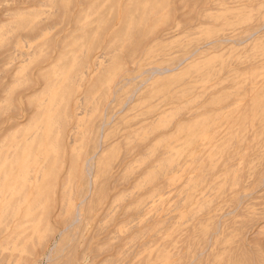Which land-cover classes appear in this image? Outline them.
<instances>
[{"label": "rangeland", "instance_id": "obj_1", "mask_svg": "<svg viewBox=\"0 0 264 264\" xmlns=\"http://www.w3.org/2000/svg\"><path fill=\"white\" fill-rule=\"evenodd\" d=\"M3 1L0 15L6 7L15 10L13 3ZM44 1L48 4L31 7L23 3L28 9L25 7L26 12L20 10V16L13 18L16 21H13L16 24L15 32H24L28 28L32 31L35 25L42 26V18H53L51 23H55L59 12L55 18L52 14L58 11L56 8L54 11V7L59 2L66 9L60 10V23L53 24V27L46 21L50 29L45 22L47 26L44 24L45 28L39 31V36L37 34L31 40L25 37L27 41H23V36L16 37L13 42L15 50L13 46L10 50V53L14 51L13 56H8L6 49L7 56H4L2 46L6 36L0 35V53H3L0 56V89L10 83L0 93V109L3 108L0 114L4 117L7 115L5 111L13 106L18 105L24 110V106L29 104L31 108L21 111L18 121L23 124L28 113L34 115L33 122L28 126L20 125L24 128L11 129L10 133L4 128L9 122L0 125V182L7 184L10 180L4 177V173H11L9 178L15 177L21 164V161H14V157L6 162V153L14 149L11 145L27 136L36 125H42L38 141L33 143L34 153L49 156L50 160L41 179L28 188V199L37 196L39 187L51 190L50 184L55 181V172L66 154L62 170H58L59 175L56 176L59 185L56 189L61 190L60 178H64L66 165L73 159L76 163L74 166L79 167L77 170L72 165L67 177L68 182L77 179L73 180V188L78 190L76 201H79V194L86 193V180L80 177L81 153L83 151V156L84 153L90 154L95 148L100 152V146L96 147L98 138L105 145V150L98 152L94 166L93 178H96L97 189L90 200L95 205L91 203L94 205L92 210L83 213L89 215L91 221L88 219L85 230L82 227L69 228L61 237L56 235L58 242L54 256L61 257L51 264H73V259L80 255L83 248L85 250L86 243H89L86 245L88 248L82 250L83 256L78 261L83 262L80 264H96L100 261L99 264H229V257L235 253L236 246L242 245L239 243L244 246L259 245L260 240L264 239V0ZM72 1L76 5L71 4V8L69 3ZM6 2L10 4L5 5ZM58 6L57 9L60 8ZM50 10L54 12L50 13ZM125 10L127 13H124ZM65 12L71 14L70 17ZM67 17L69 21L64 20ZM0 20V24L6 25L0 26L1 31L11 27V22H5L7 18L5 20L0 16ZM135 31L138 32L137 38ZM252 32L255 34L249 35ZM130 36L134 37L132 43L130 39L133 38ZM137 41H141V47L135 44H138ZM137 46L140 50H137ZM130 49L132 55H129ZM30 50L31 55L27 53ZM17 51L26 54L18 56ZM26 55V60L18 61ZM35 63L37 65L32 68ZM39 67L42 68L38 70ZM156 67L177 68L173 74L167 73L143 83ZM26 75L29 76L28 80ZM29 80L30 85L31 81L37 82L36 85L32 83L27 86L25 83ZM16 87H29L23 90L26 97H19L17 91L23 88H17L16 91ZM33 91H36L35 94ZM13 93L17 95L14 97ZM235 139L239 141L236 143ZM201 151H205L204 154ZM125 152L128 153L123 158ZM196 152L200 162L194 156ZM199 152L200 156L203 154L201 158ZM221 153L226 156H221ZM193 156L198 162L192 159ZM204 157L205 160L209 159L208 163ZM191 161L193 164H190ZM202 161L206 165L201 164ZM25 164L30 165L31 161L25 163L22 159V165ZM107 166H111L110 169ZM187 167L191 170L188 171ZM241 167L242 172L239 173ZM105 168L110 173L107 170L105 172ZM141 168L146 171H141ZM183 169L188 172L182 173ZM105 173L106 176L112 174L111 178L107 177V180ZM241 173L243 176L238 177L242 181L236 176ZM136 175L137 179H134ZM112 180L115 182L111 188ZM103 187L109 193H100ZM201 187L203 190H200ZM181 189H184L182 193ZM241 190L242 193L238 195L237 192ZM183 192L184 198L181 196ZM104 194L108 195L105 199L102 198ZM112 194L116 196L113 198ZM236 195L238 197L234 203ZM109 200L111 203H108ZM53 211L51 221L53 226L56 225L55 228H59L57 221L60 219L55 217L57 207ZM106 212L108 215H105ZM153 217L158 222L155 219L156 223H152ZM144 224L153 225L145 229ZM94 226L101 227L98 233ZM29 230L37 231L32 227ZM207 232L210 233L208 237ZM52 241H49V246ZM35 245L38 247L37 244L31 245L33 249L37 248ZM25 247V242L13 244L5 239V244L4 240L0 243V256L2 252L9 251V256L4 252L6 264L12 260L10 264H23L26 252L31 255L26 250L28 247ZM114 250L117 251L115 255ZM13 253L16 255L13 256L15 260ZM109 254L110 258L113 255L112 260ZM182 254L184 257L180 258ZM47 261L46 257L40 255L36 263L47 264Z\"/></svg>", "mask_w": 264, "mask_h": 264}, {"label": "bare ground", "instance_id": "obj_2", "mask_svg": "<svg viewBox=\"0 0 264 264\" xmlns=\"http://www.w3.org/2000/svg\"><path fill=\"white\" fill-rule=\"evenodd\" d=\"M7 1H10V3H13L14 4V9L15 10H13L12 11V9L10 10V8H8V7H6V8H4V10L3 11H5L2 15H0L1 17L3 16V18H5V20H6V18H7V21H5V22H7V24L8 23H10L11 22V27H8V28H3V31H1L0 30V35H5L6 37H5V43H4V45L2 46V50L4 51L3 53H4V56H7V55H5V52L7 51V54H8V56H13V52H11L10 53V50L11 49H13L12 48V46L14 47V44H13V42L15 41V38L16 37H18V36H23V38H24V40L23 41H27V40H31L32 38H34V37H37V34L39 33V31L40 30H42V29H44L45 28V26H47V24L50 22L51 23V20L53 19V18H50L51 20H48V16H46V17H48L47 18V20H43V18H42V22H41V24H43L42 26H40V25H37V26H39V27H37L36 25L34 26V27H36V28H34L32 31L28 28V29H26V30H29V32H27L26 30V33H24L23 31H21V33L23 32L24 34H21L20 33V31H18V32H15L16 30H15V25L16 24H14L13 23V21H15L13 18L14 17H18V16H20L19 15V12H20V10H23L24 12H26L24 9H25V7H27V6H25L24 4L25 3H28V4H30L31 5V7L32 6H36V5H41V4H48L47 3V1H44V0H7ZM52 1H54V0H52ZM74 2H75V0H73ZM71 2V3H69L70 5V7L72 8V5L73 6H75L76 4H72V3H74V2ZM80 1V0H79ZM83 1H87V0H83ZM4 2L5 1H0V5H4ZM56 3H58V0H56L55 1ZM116 2V1H115ZM169 2V1H168ZM9 2H6L5 3V5H8V4H10ZM24 3V4H23ZM49 3H50V1H49ZM84 3V2H83ZM122 3H123V1H122ZM127 3V2H126ZM58 4H61V6H60V8H58L57 9V6H58ZM58 4H56L55 5V7H54V11H55V8H56V11L57 12H55L54 14H52L53 16H54V18L56 17L55 16V14L56 13H58V17H56V19H55V23H57V22H59L60 23V21H58V19H60V18H62L61 16V11L60 10H64L65 8H62L63 6H62V3H58ZM72 4V5H71ZM29 5V6H30ZM53 5V4H52ZM58 6V7H59ZM0 9H1V7H0ZM3 9V8H2ZM27 9H28V7H27ZM43 10H44V8H43ZM46 10V9H45ZM48 10V9H47ZM66 10V9H65ZM32 11V10H31ZM35 11V10H34ZM39 11V10H38ZM53 10H50V13L52 12ZM53 11V12H54ZM127 13V11L125 10L124 11V13ZM156 12V11H155ZM66 14H68L67 12H65ZM123 14V13H122ZM154 14V13H153ZM61 15V16H60ZM71 15V14H70ZM70 15L68 14V15H66V16H69L70 17ZM124 15V14H123ZM151 16H152V14H150ZM66 16H64V18L66 17ZM42 17V16H41ZM41 17H40V20H41ZM44 17V16H43ZM69 17H67L66 19H64V20H67L68 19V21H69ZM151 17H149V19H150ZM45 19V18H44ZM147 19V18H146ZM61 20V19H60ZM144 20V19H143ZM3 21V20H2ZM44 21V22H43ZM48 23H47V22ZM0 22H1V20H0ZM16 22V21H15ZM35 22V21H34ZM47 24H46V23ZM53 22H54V20H53ZM132 22V21H131ZM148 22V21H147ZM13 23V24H12ZM24 23V22H23ZM36 23V22H35ZM38 23H39V20H38ZM55 23H51V25L53 26V24H55ZM25 24V23H24ZM34 24V23H33ZM44 24H45V26H44ZM159 24V23H158ZM3 25H5V23H2V24H0V26L2 27ZM27 25V24H26ZM25 25V26H26ZM50 24H48V26L47 27H49V29H50V26H49ZM136 25V24H135ZM52 26H51V28H52ZM106 26L108 27L109 26V23H108V25L106 24ZM5 27H6V25H5ZM54 27V26H53ZM22 28H24V27H22ZM134 28V27H133ZM141 28V27H140ZM132 31H134V30H132ZM137 31V30H136ZM135 31V35H136V33H138V32H136ZM153 31H154V29H153ZM125 33V32H124ZM131 34H133V33H131ZM140 34V33H139ZM150 34V33H149ZM148 34V35H149ZM255 33H250L249 35H251V36H253ZM134 35V36H135ZM141 35V34H140ZM38 36H39V34H38ZM25 37H27V40H25ZM131 37V36H130ZM137 37H139L138 35H136V38ZM29 38V39H28ZM131 38H133V39H130V41L131 40H133L134 41V37H131ZM123 39V38H122ZM125 39H127V38H125ZM129 40V39H128ZM109 41V40H108ZM123 41V40H122ZM138 42V41H137ZM141 42V41H140ZM140 42H138V44L135 42V44L136 45H139V47H141L140 45H141V43ZM113 43H115V42H113ZM130 43H132V41L130 42ZM140 43V44H139ZM13 44V45H12ZM27 44V43H26ZM133 45V44H132ZM26 46V45H25ZM134 46V45H133ZM133 46L131 47L132 49H134L133 48ZM34 47H36V46H34ZM34 47H32V49L33 50H36V48L34 49ZM134 47H136V46H134ZM138 46H137V50H140V49H138L139 48ZM103 48V47H102ZM112 48H114V47H112ZM1 49V48H0ZM4 49H6V51L4 50ZM17 50H18V48H16ZM38 49V48H37ZM45 49V48H44ZM1 50V51H2ZM14 50H15V47H14ZM39 50V49H38ZM83 50H85V49H83ZM82 50V51H83ZM131 50V49H130ZM129 50V52H130V54H129V52H127L129 55H132L131 54V52H132V50L130 51ZM134 50H136V49H134ZM133 50V51H134ZM0 51V52H1ZM20 51V50H19ZM19 51H17L16 53H18V56H23V55H25L26 53L23 51V52H20L19 53ZM47 51V50H46ZM45 51V52H46ZM50 51H51V49H50ZM49 50H48V52H50ZM112 51V50H111ZM30 52V55H31V52H32V50H30V51H28L27 53H29ZM36 52V51H35ZM52 52V51H51ZM51 52H50V54H51ZM85 52V51H84ZM83 52V53H84ZM102 52H105V51H103L102 50ZM3 53L0 55V56H3ZM82 53V55H84ZM136 53V52H135ZM16 55V54H15ZM43 56H45L44 55V53H43ZM79 56V55H78ZM15 57V56H14ZM13 57V58H14ZM47 57V56H46ZM49 57V56H48ZM83 57V56H82ZM6 58H8V57H6ZM25 58H27V55H26V57H24L23 59H20V60H18L19 62H23L24 60H26ZM84 58V57H83ZM83 58L82 59H80V62H81V60H83ZM87 58V57H86ZM188 57H186V58H184V61L187 59ZM15 59V58H14ZM45 59V58H44ZM39 60V59H38ZM41 60H42V55H41ZM41 60H39V61H41ZM38 61V62H39ZM45 61H46V59H45ZM85 61H87V59L85 60ZM122 61V60H121ZM120 61V62H121ZM38 62H36L37 64H39ZM42 62V61H41ZM183 61H180V63H182ZM33 64L32 65V68H33V66H35V65H37V64ZM43 63H44V61H43ZM84 63V62H83ZM87 63V62H86ZM86 63H84V64H86ZM122 64H123V62H121ZM82 64V63H81ZM18 66V65H17ZM84 66V65H83ZM61 67V66H60ZM103 67V66H102ZM31 68V67H30ZM29 68V70H31ZM42 67H39L38 68V70H40ZM175 68H177V67H175ZM175 68H167V67H165V68H160V67H156V68H154L155 69V71H152L150 74L151 75H148V77H146V79H144V81H143V83L144 82H146V81H148V80H150V79H152V78H156L157 76H161V75H164V74H167V73H170V74H173L174 72H175ZM80 69V68H79ZM153 69V70H154ZM27 70V69H26ZM29 70H27L26 71V73H27V75H29ZM174 70V71H173ZM79 71V70H78ZM81 71V70H80ZM106 72V71H105ZM25 73V72H24ZM25 73V74H26ZM31 74H32V72H30ZM41 73V72H40ZM73 73V72H72ZM34 74H36V73H34ZM38 74V73H37ZM73 74H75V73H73ZM72 74V75H73ZM26 75V76H27ZM71 76V75H70ZM28 77L29 76H27L26 78H27V80H28ZM72 77H74V75L72 76ZM23 78V77H22ZM24 79H25V77H24ZM30 80H33V79H31V78H29ZM14 80H16V79H13V81ZM30 80L29 81H27V83H25L27 86H29L30 85ZM35 81V80H34ZM1 82H2V80H1V76H0V84H1ZM11 83H12V81H11ZM23 83V82H22ZM32 83H33V85H36V83L37 82H33V81H31V85H32ZM50 83V82H49ZM10 84V83H9ZM9 84H6L5 86L6 87H8L7 85H9ZM24 84V85H25ZM30 85V86H31ZM5 86H3L4 88H5ZM23 86V85H22ZM2 87V88H3ZM0 88H1V86H0ZM4 88L3 89H0V90H2V91H0V93L1 92H3V90H4ZM17 88L18 87H16L15 88V90L17 91ZM22 90H20V91H17L18 93V96L19 97H21V98H24V97H26V94H23V90H25V89H28L29 87H27V88H25V87H20ZM20 88H18V90L20 89ZM139 88V87H138ZM138 88H135L137 91H138ZM14 89V88H13ZM5 90H7V88L5 89ZM13 91V92H15L16 93V91ZM37 90H39V89H37ZM36 90V91H37ZM75 90V89H74ZM36 91H33L32 93H34V92H36ZM41 91V90H40ZM37 92H39V91H37ZM74 92V91H73ZM134 93H135V91H134ZM16 94V95H17ZM35 94V93H34ZM1 95V94H0ZM13 96H14V93L12 94ZM15 95V96H16ZM31 95V94H30ZM29 95V96H30ZM4 96V95H3ZM8 96V95H7ZM13 96H11V97H13ZM14 96V97H15ZM66 97V96H65ZM2 98V97H1ZM17 98V97H16ZM16 98H14V99H16ZM12 99V98H11ZM45 99H46V97H45ZM24 100V99H23ZM26 100V99H25ZM13 101V99L11 100V102ZM17 101V100H16ZM14 102H15V100H14ZM18 102V101H17ZM17 102H16V105H17ZM27 103H30V102H27ZM41 103L42 102H40V105H41ZM10 104V103H9ZM8 104V105H9ZM12 105H13V103H11ZM38 104V103H37ZM8 105H7V107H8ZM12 105H11V107H12ZM39 105V106H40ZM262 105V104H261ZM43 106V105H42ZM2 107H4V104L2 105ZM18 107V105L17 106H13L10 110L7 108L6 110H9V111H5L6 112V116H2L1 114H0V118H1V116L3 117L1 120H0V125H2L3 123H5L6 121V123H8L9 122V125L7 126V127H4L5 128V130H8L7 132L8 133H10L12 130L11 129H14V128H17L18 130L20 129V128H24L25 126H28L30 123H31V121H32V118H33V116L34 115H30V113H28L29 115H27L26 116V118H25V122L22 124V123H20L19 121H18V118L21 116V111H25V110H28L29 108H31L30 107V105L29 104H27V107H26V105L24 106V110H22L21 108H17ZM26 107V108H25ZM1 108V107H0ZM6 108V107H5ZM68 108V107H67ZM249 108V107H248ZM252 108V107H251ZM69 109V108H68ZM0 110H3V108L2 109H0ZM61 111H62V109H60ZM248 110H250V108L248 109ZM252 110V109H251ZM32 111H34V110H32ZM36 111H38V110H36ZM36 111H35V113H36ZM41 111V110H40ZM67 112V111H66ZM248 112V114H249V111H247ZM1 113H2V111H1ZM68 113H70V112H68ZM68 113H66V114H68ZM160 113V112H159ZM241 113V112H240ZM243 114V113H242ZM3 115H5V114H3ZM70 115V114H69ZM68 116V115H67ZM242 117V115H239V117ZM238 117V118H239ZM62 118H63V116H62ZM249 118V115L247 116V122H248V119ZM67 120V119H66ZM237 120H240V119H237ZM60 123L59 124H61V121L60 120H58ZM33 122V121H32ZM174 122V121H173ZM173 122H171V124L173 123ZM176 122V121H175ZM177 122H179V120L177 119ZM246 122V121H245ZM63 123V122H62ZM65 123V122H64ZM180 123V122H179ZM244 123V122H243ZM65 124H68V123H65ZM171 124L169 125V126H171ZM185 124V123H184ZM187 124V123H186ZM20 125H23L22 127H20ZM176 125V124H175ZM42 126V125H41ZM41 126H39V125H36L33 129H32V131L27 135V136H25V137H23V138H19V140L18 141H16L15 143H13L11 146H13L14 147V149L13 150H9L7 153H6V156H5V160H6V162L7 161H9V159L11 160L12 159V157H14V161H16V162H20L21 161V164H19V166H18V168H17V175L14 177H8L9 175H11L12 176V174L11 173H8L7 174V172H5L4 173V177H6V178H8L10 181L9 182H7V184H5V185H3L1 182H0V243L1 242H3V240H4V244H5V239H6V241L9 243V242H11V243H15V244H21V243H24L25 242V245H26V247H28V249L26 248V250H28V251H30V254L31 255H28L27 254V252H26V256L24 255L23 256V258H24V263L21 261L20 263H23V264H39V263H36L37 262V259L40 257V255H43L44 257H46L47 258V264H51V262H53L54 260H57V258L58 257H61V255L60 256H58V255H55L54 256V253H56V250H57V239H56V235L58 236L59 235V237H61L62 235H63V233H64V231L65 230H67V229H69V228H79V227H82V229L83 230H85L84 229V227H87L86 225H87V222H88V219L91 221V219L86 215V214H83L84 212H85V210H86V212L88 213V212H90L91 210H92V207H94V203L95 202H92L91 200H90V198H92L93 196V192H94V190H96L97 189V186H95V179L93 178V175H94V171H95V162H96V159H97V154H99V153H101L103 150H105L103 147L105 146L104 144H103V140H101V138L99 139L98 138V141H96V147L98 148L99 146H100V152L99 151H97L96 150V148H95V150L92 152V153H90V154H86V153H84V156H83V151H82V153H81V156H82V159H81V164H80V171H81V175H80V177L81 178H84L85 180H86V193L85 194H79V196H80V199H79V201H76V197H77V193H78V190H75L74 188H75V186H74V184H73V180L75 181V180H77L76 178L75 179H73V177H72V181L70 180L71 178H69V182H68V171L70 170V168L72 167L73 168V166L76 164L74 161H72V160H68L69 162V164L67 163V165H68V167H67V165H66V170H65V172H64V178L62 177V178H60V179H62V180H60V183H61V185H60V187H61V190L59 189H56L57 188V175H59V171L60 170H62V167H63V163H64V159H66L65 157H66V154H64L65 155V157H64V159L63 160H61L60 161V165L57 163V165H59L58 167L59 168H57V170H56V172H55V177L53 178V179H55V181L52 183V184H50V187H51V190L49 191V190H46V189H44V188H40L39 187V190H37L36 192H37V196L35 197V198H33V199H28V195H30V191L28 190V188L30 187V186H32L33 184H35L37 181H39L40 179H41V176H42V174L44 173V168L46 167V165L48 164V162H49V160H50V158H49V156H46V155H44V156H40L41 154H37V153H34L35 152V149H34V147L35 146H33V143L36 141H38V135H39V131H40V127ZM182 126H184V125H182ZM3 127V126H2ZM62 127V126H61ZM16 129V130H17ZM165 129V128H164ZM9 130H10V132H9ZM55 130V129H54ZM61 131H62V129H60ZM5 132V131H4ZM167 132V131H166ZM166 132H164V133H166ZM239 133V132H238ZM1 134V133H0ZM22 134V133H21ZM65 134V133H64ZM160 133H158V135H159ZM162 134H163V132L161 133V136H162ZM4 136L6 135V134H3ZM10 135V134H9ZM16 136H17V134H15ZM52 135V134H51ZM60 135H61V133H60ZM157 135V136H158ZM19 136V135H18ZM239 136V135H238ZM54 137V136H53ZM215 137V136H214ZM4 138V137H3ZM64 138V137H63ZM241 138V137H240ZM240 138H239V140H240ZM1 141H2V139H0ZM50 140V139H49ZM236 140V139H235ZM239 140H236V143H237V141H239ZM5 141H7V140H5ZM4 141V142H5ZM234 141V140H233ZM232 141V142H233ZM59 142V141H58ZM61 142H63V141H61ZM69 143L71 142V141H68ZM162 142V141H161ZM7 143V142H6ZM60 143V142H59ZM64 143V142H63ZM63 143L61 144V145H63ZM163 143V142H162ZM221 143V142H220ZM234 143V142H233ZM5 144V143H4ZM218 144V143H217ZM232 144V143H231ZM242 145V144H241ZM64 146V145H63ZM66 146V145H65ZM219 146V145H218ZM221 146V145H220ZM232 146V145H231ZM234 146V145H233ZM236 146H237V144H236ZM244 146V145H243ZM243 146H242V148H243ZM74 147V146H73ZM77 147V146H76ZM143 148H145V146H142ZM141 147V148H142ZM157 147V146H156ZM183 147V146H182ZM216 147V146H215ZM240 147V146H239ZM65 148V150H66V147H64ZM140 148V149H141ZM229 148V147H228ZM130 149V148H129ZM221 149H223V148H221ZM5 149H3L2 150V152L4 151ZM16 150H18L17 152H16ZM62 150V149H61ZM81 150H84V149H81ZM145 149H143V151H144ZM213 150V149H212ZM212 150H211V152H212ZM67 151V150H66ZM139 151H142V150H139ZM142 151V154H144L145 152H143ZM221 151V150H220ZM227 151V153H228V150H226ZM242 151V150H241ZM1 152V153H2ZM85 152V151H84ZM99 152V153H98ZM203 151H201V153H202ZM205 152V151H204ZM204 152H203V154H204ZM232 152V151H231ZM22 153H25L24 154V157H22ZM126 153V155H124V157L123 158H125L126 156H127V153L128 152H125ZM140 153V152H139ZM197 154H195L194 156L196 157V158H198L197 160L199 161V157H198V152H196ZM131 154V153H130ZM202 154V155H203ZM222 154V153H221ZM235 154V153H234ZM233 154V155H234ZM61 155H62V153H61ZM60 155V156H61ZM129 155V154H128ZM141 155V154H140ZM197 155V156H196ZM202 155L200 156V152H199V156H200V158L202 157ZM220 155V154H219ZM230 155V154H229ZM33 158H32V157ZM80 156V157H81ZM194 156H193V160L194 161H197V160H195L194 159ZM221 156H223V154L221 155ZM226 156V155H225ZM225 156H223V157H225ZM245 155L243 154V156L242 157H244ZM2 158V157H1ZM58 158H60L61 159V157H58ZM70 158V157H69ZM71 158H72V155H71ZM70 158V159H71ZM205 158L206 157H204L203 159H204V161H207V160H209V159H207V160H205ZM241 158V157H240ZM22 159L23 160H25V163H26V161H27V163L29 162V161H31V164L29 165V164H25V165H22ZM57 159V158H56ZM135 159V158H134ZM137 159V158H136ZM191 159V160H192ZM226 159V158H225ZM80 161V160H79ZM164 161V160H163ZM197 161V162H198ZM201 161V160H200ZM199 161V162H200ZM223 161H224V159H223ZM59 162V161H58ZM145 162H146V160H145ZM179 162V161H178ZM79 163V162H78ZM147 163V162H146ZM205 163V162H204ZM203 163V161H202V163L201 164H204ZM206 163H208V161L206 162ZM206 163L204 164V165H206ZM221 163H222V161H221ZM183 164V163H182ZM181 164V165H182ZM190 164H193V162L191 161V163ZM196 164V163H195ZM73 165V166H72ZM166 165V164H165ZM197 165V164H196ZM195 165V166H196ZM218 165V164H217ZM231 165V164H230ZM233 165V164H232ZM231 165V166H232ZM15 166V165H14ZM174 166H175V164H174ZM201 166L202 165H200L199 167L201 168ZM231 166H229V167H231ZM77 170H78V167H76V166H74ZM108 167V168H107ZM106 168L107 169H110V167L109 166H107ZM166 167V166H165ZM182 167V166H181ZM218 167V166H217ZM105 168V172H106V169ZM113 168V167H112ZM147 168V167H146ZM194 168V167H193ZM142 169H144V168H141V171H142ZM173 169H174V167H173ZM186 169V168H185ZM190 170H191V168H189ZM189 169H188V167H187V170L189 171ZM216 169V168H215ZM224 169H225V167H224ZM229 169V168H228ZM227 169V170H228ZM241 169V170H240ZM239 170V173L240 172H242V167L240 168ZM59 170V171H58ZM75 170V169H74ZM145 170V169H144ZM143 170V171H144ZM169 170V169H168ZM198 170V169H197ZM203 170V169H202ZM209 170V169H208ZM76 171V170H75ZM108 171V170H107ZM146 171V170H145ZM158 171V170H157ZM187 171V172H188ZM213 171V170H212ZM215 171V170H214ZM226 171V170H225ZM73 172V171H72ZM77 172V171H76ZM112 172H113V170H112ZM111 172V173H112ZM115 172V171H114ZM113 172V173H114ZM138 172H140V170H138ZM168 172V171H167ZM186 172V170H185V172H184V169H183V172L182 173H187ZM200 172V171H199ZM2 173V172H1ZM48 173H50V172H48ZM61 173V172H60ZM108 173H110V171H108ZM112 173V174H113ZM160 173V172H159ZM162 173V172H161ZM181 173V174H182ZM226 173V172H225ZM232 173V172H231ZM237 173V172H236ZM62 174H63V172H62ZM112 174H108V176H106V173H105V178L107 179V177L109 178L110 176H112ZM205 174V173H204ZM208 174V173H207ZM215 174V173H214ZM74 175L75 176H77L76 175V173H74ZM161 175V174H160ZM210 175V174H209ZM74 176V177H75ZM139 176V175H138ZM188 176V175H187ZM190 176V175H189ZM197 176V175H196ZM203 176V175H202ZM212 176H213V173H212ZM237 176V178H240V177H242L243 176V174L241 173V175L239 174H237L236 175ZM238 176H240V177H238ZM51 177V176H50ZM136 178H134V179H137V175L135 176ZM142 177V176H141ZM159 177V175L157 176V178ZM193 177V176H192ZM191 177V178H192ZM205 177H207V176H205ZM209 177V176H208ZM226 177H227V175H226ZM257 177V176H256ZM111 178V177H110ZM114 179H116L115 178V176L113 177ZM133 179V178H132ZM133 179V180H134ZM156 179V178H155ZM187 179V178H186ZM190 179V178H189ZM242 178H240V180H241ZM50 180V179H49ZM108 180V179H107ZM106 180V181H107ZM157 180V179H156ZM155 180V181H156ZM200 180V179H199ZM228 179H226V181H227ZM231 179H230V176H229V181H230ZM238 180V179H237ZM239 180V181H240ZM186 181V180H185ZM184 181V182H185ZM242 181V180H241ZM259 181H261V180H259ZM259 181H257V182H259ZM51 182V181H50ZM108 182V181H107ZM112 182H113V180H112ZM111 182V184H110V186H111V188L114 186V182L112 183ZM132 182V181H131ZM228 182V181H227ZM238 182V181H237ZM187 183H189V182H187ZM199 183V182H198ZM231 183V182H230ZM235 183V182H234ZM241 182H239V184H240ZM107 184V183H106ZM229 184V183H228ZM238 184V183H237ZM67 185H68V187H67ZM113 185V186H112ZM131 185H133V183H131ZM4 186H5V188H4ZM59 186V185H58ZM105 186V185H104ZM109 186V185H108ZM109 186V187H110ZM157 187H158V185H156ZM181 186V185H180ZM190 186V185H189ZM188 186V187H189ZM209 186H211V184L209 185ZM74 187V188H73ZM96 187V188H95ZM106 187V186H105ZM105 187H103V188H101V189H104V190H102L100 193H104L103 191H106L105 189ZM108 187V188H109ZM182 188H184V187H182ZM228 188V186H226V189ZM185 189V188H184ZM184 189H181V193H182V190H184ZM188 189V188H187ZM222 189V188H221ZM224 189V188H223ZM200 190H203L202 189V187H201V189ZM200 190H199V192H200ZM209 190V189H208ZM236 190V189H235ZM108 191V190H107ZM106 191V192H107ZM96 192V191H95ZM94 192V193H95ZM186 192V191H185ZM206 192H207V190H206ZM205 192V193H206ZM222 192H224V191H222ZM230 192V191H229ZM232 192H233V189H232ZM99 193V192H98ZM108 193H109V191H108ZM204 193V194H205ZM237 193H239L238 195H240L241 193H242V190H241V192L239 191V192H237ZM101 194V195H102ZM208 194H211V192H209ZM207 194V195H208ZM228 194V193H227ZM49 195H51V196H49ZM100 195V194H99ZM100 195V196H101ZM105 195V197L103 196L102 198H106L108 195L107 194H104ZM114 194H112V196H113ZM217 195V194H216ZM238 195H236L233 199H234V203H236L235 202V199H236V197H238ZM111 195H110V197H112ZM116 196V195H115ZM115 196H113V198L115 197ZM182 197L184 196V192H183V195H181ZM49 197V198H48ZM201 197V196H200ZM218 197H219V195H218ZM51 198V199H50ZM181 198V197H180ZM184 198V197H183ZM110 199H112V198H110ZM50 200V201H49ZM101 200V199H100ZM99 200V202H101L102 203V201H100ZM103 200V199H102ZM214 200V199H213ZM212 200V201H213ZM237 200V199H236ZM142 202V201H141ZM91 203H93L92 205H91ZM108 203H111L110 202V200H109V202ZM189 203V202H188ZM23 204H25V206L24 207H22V205ZM98 204V203H97ZM128 204H129V202H128ZM239 204V203H238ZM126 205H127V203H126ZM126 205L124 206V207H126ZM181 205V204H180ZM236 204H234L233 205V209H235V206ZM103 206V205H102ZM102 206H101V208H102ZM109 207H110V205H108ZM107 205H106V207H108ZM187 206V205H186ZM235 206V207H234ZM57 207V216H55L56 215V213L54 214V216L56 217V218H59L60 220H58L57 221V219L56 218H54V220H55V222L57 221L58 222V224L60 225V227L59 228H55V226H53V223H52V221H51V215H52V211L53 210H55V208ZM96 208H97V206H95ZM113 207V206H112ZM123 207V208H124ZM209 207V206H208ZM95 208V209H96ZM199 208V207H198ZM113 209V208H112ZM189 209V208H188ZM206 209V208H205ZM233 209H231V211L233 210ZM99 210V209H98ZM107 210V209H106ZM123 210V209H122ZM142 210V209H141ZM229 210V209H228ZM109 211H110V208H109ZM112 211V210H111ZM197 211V210H196ZM230 211V210H229ZM21 212H23V214L21 213ZM54 212V211H53ZM105 212V210L102 212V215H103V213ZM123 212H124V214L126 213V211H125V208H124V210H123ZM194 212V211H193ZM227 212V211H226ZM92 213V212H91ZM109 213V212H108ZM115 213V212H114ZM121 214V213H120ZM224 214V213H223ZM86 215V216H85ZM101 214L99 215L100 217L102 216ZM105 215H108L107 214V212H106V214ZM105 215H104V217H105ZM53 216V215H52ZM60 216V217H59ZM92 216V214L90 215V217ZM188 217V216H187ZM219 217H221V215L219 216ZM218 217V218H219ZM101 218H103V217H101ZM190 217H188V219H189ZM194 218H195V215H194ZM52 219H53V217H52ZM153 220H150V222H152V223H156L155 222V219H156V217H153L152 218ZM53 220V221H54ZM100 220V219H99ZM157 220V222H158V219H156ZM167 220H169V218L167 219ZM185 220H187V219H184V221ZM216 220V219H215ZM89 221V222H90ZM160 221V220H159ZM166 221V220H165ZM97 222V221H96ZM95 222V223H96ZM100 222V221H99ZM167 222V221H166ZM215 222V221H214ZM213 222V223H214ZM148 223H149V221H148ZM163 223V222H162ZM169 223V222H168ZM97 224V223H96ZM151 224V223H150ZM98 225V224H97ZM96 225V226H97ZM100 225H101V223H100ZM153 225V224H152ZM152 225H146V224H144V226L143 227H145V229L148 227V228H150ZM165 225V223L163 224V226ZM168 225V224H167ZM169 225H170V223H169ZM213 225V224H212ZM96 226H94V227H96ZM245 226V225H244ZM30 227H32L33 228V230H34V228H36L37 229V231H35V232H31L30 230H29V228ZM154 227V226H153ZM152 227V228H153ZM160 227V226H159ZM158 227V228H159ZM250 227V226H249ZM98 228H101V227H98ZM98 228L96 227L95 228V232H97L98 231ZM155 228V227H154ZM248 227L246 226V228H244V231L246 232V229H247ZM156 229V228H155ZM216 229V228H215ZM217 229H218V227H217ZM29 230V231H28ZM82 230V231H83ZM151 230V229H150ZM80 231V230H79ZM99 231H100V229H99ZM143 231V230H142ZM158 231V230H157ZM210 232V231H209ZM220 232V231H219ZM245 232H242L241 231V233H245ZM98 233V232H97ZM216 233V232H215ZM81 234V233H80ZM78 235V234H77ZM82 235H83V233H82ZM208 235H210V233H208L207 232V237H208ZM216 235V234H215ZM72 238V237H71ZM79 238V237H78ZM77 238V239H78ZM240 238V237H239ZM237 239V240H241V239ZM53 239V241H52V243L50 244V246H49V241H51ZM61 239V238H60ZM213 239V238H212ZM76 240V239H75ZM181 240H183V239H181ZM204 240V239H203ZM235 240V239H234ZM237 240H235V241H237ZM77 241V240H76ZM78 241H79V239H78ZM234 241V242H235ZM73 242V241H72ZM184 242V241H183ZM243 242V241H242ZM77 243V242H76ZM203 243V242H202ZM202 243H199V244H201V245H203ZM237 243V242H236ZM34 244H37L38 245V247L37 248H35V249H33V247L31 246V245H34ZM67 244V243H66ZM89 244V243H88ZM87 243L85 244V250H86V248H88V246H86V245H88ZM140 244H142V242L140 243ZM143 244H144V242H143ZM240 245L242 244L243 245V243H239ZM24 245V244H23ZM63 245V244H62ZM236 245V244H235ZM240 246V247H238V246H236L237 248L235 249V253H233L232 255L231 254H229V255H231L230 257H229V264H264V239L261 241L260 240V242H259V245H257V246H253V244H251V246ZM61 246V245H60ZM59 246V247H60ZM73 246H74V244H73ZM110 247V246H109ZM108 247V248H109ZM232 247H233V245H232ZM231 246H230V248H232ZM33 250H32V249ZM115 248V247H114ZM199 248V247H198ZM197 248V249H198ZM235 248V247H234ZM62 249H63V247H62ZM90 249V248H89ZM110 249H112V247L110 248ZM109 249V250H110ZM197 249H195L196 251H197ZM208 249V248H207ZM82 250H84V248L82 249ZM82 250H81V253H80V255L78 256V257H76V258H74L73 260H74V262H73V264H80L81 262H83L82 260H81V262L80 261H78L79 259H81V257L83 256V255H81L82 253H84V251L82 252ZM96 250H97V247H96ZM105 250V249H104ZM104 250H102V251H104ZM109 250H107V251H109ZM181 250V249H180ZM195 250H193L194 252H195ZM199 250V249H198ZM203 250H205L204 248H203ZM94 251V250H93ZM101 251V252H102ZM229 251H230V249H229ZM229 251H228V253H229ZM234 251V250H233ZM5 252V251H4ZM4 252H2L3 254H1V256L0 257H2L3 256V258H0V263L1 264H4L5 263V261L7 260V258L5 257L6 255H5V253H7V252H9V251H6L5 253ZM17 252V251H16ZM15 252V254L17 255V253ZM116 250H114V253H113V251H112V253L115 255L116 254ZM176 252V251H175ZM100 253V252H99ZM198 253V252H197ZM101 254V253H100ZM195 254H196V252H195ZM7 255L9 256V254L7 253ZM16 255H14V253H13V255H12V257L14 256H16ZM22 255V254H21ZM85 255H86V253H85ZM90 255H92V254H90ZM94 255V254H93ZM107 255V254H106ZM110 255L111 254H109V259H113V255H112V258H110ZM184 254H182L181 256H180V258L182 257H184L183 256ZM228 255V254H227ZM20 256V255H19ZM89 256V255H88ZM95 256H97V254L95 255ZM153 256H154V254H153ZM12 257H11V259H12ZM13 257V259L15 260V258ZM86 257H87V255H86ZM92 257V256H91ZM152 257V256H151ZM22 258V257H21ZM22 258V259H23ZM105 258H106V256H105ZM144 257H142V259H143ZM195 257L193 256V259H194ZM17 259H18V257H17ZM91 260H92V258H91ZM107 260V259H106ZM181 260V259H180ZM196 260V259H195ZM11 261V260H10ZM13 261V260H12ZM12 261L10 262V263H12ZM86 261V260H85ZM84 261V262H85ZM100 261V260H99ZM107 261H110V260H107ZM183 261H184V259H182V261H181V263H183ZM194 261V260H193ZM224 261H225V259H224ZM65 262V261H64ZM68 261L66 260V263H67ZM101 262V261H100ZM99 262V263H100ZM221 262V261H220ZM9 263V264H10ZM63 263V262H62ZM99 263H96V264H99ZM111 263V262H110ZM6 264V263H5ZM41 264H44V263H41ZM64 264V263H63ZM68 264V263H67ZM219 264H221V263H219Z\"/></svg>", "mask_w": 264, "mask_h": 264}]
</instances>
